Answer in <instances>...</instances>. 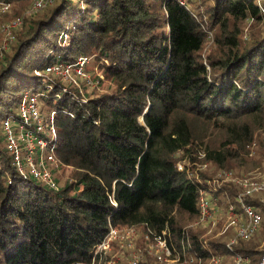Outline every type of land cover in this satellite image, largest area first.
I'll return each mask as SVG.
<instances>
[{
  "label": "trees",
  "instance_id": "trees-1",
  "mask_svg": "<svg viewBox=\"0 0 264 264\" xmlns=\"http://www.w3.org/2000/svg\"><path fill=\"white\" fill-rule=\"evenodd\" d=\"M0 1V25L21 19L0 48V264H107L97 245L110 227L161 236L189 264H259L260 240H205L184 223L199 217L201 192L237 205L240 185L207 181L264 154V0ZM79 58L105 90L35 73ZM27 91L55 114L68 170L61 184L53 170L55 187L18 173L6 147L3 121Z\"/></svg>",
  "mask_w": 264,
  "mask_h": 264
},
{
  "label": "built area",
  "instance_id": "built-area-1",
  "mask_svg": "<svg viewBox=\"0 0 264 264\" xmlns=\"http://www.w3.org/2000/svg\"><path fill=\"white\" fill-rule=\"evenodd\" d=\"M51 0H34L31 9L37 10L45 5L46 2ZM183 1V0H182ZM3 7L0 11H5L8 4L0 1ZM21 19L17 18L8 24V28L14 27L15 24L20 25ZM6 29V30H5ZM7 36L12 39V32L7 30L6 25L4 29ZM4 48L7 47V41L4 43ZM87 63L86 58H79L73 63H60L54 62L45 65L42 70H36L35 73L51 74L58 77H66L69 73L68 70L76 68V72H83L86 78L91 81V75L87 74L84 66ZM73 67V68H72ZM68 68V70H67ZM68 73V74H67ZM55 114L54 111L43 113L40 109V102L36 93L25 92L20 100L18 106L17 117H8L3 121L4 133L6 136V147L12 155L13 164L15 165L18 173L23 176L30 175L44 184L55 187V179L53 170L59 166L54 150L53 141L56 137L55 128ZM47 163L49 166H47ZM181 167V166H180ZM226 174V172L219 173V175ZM244 190L242 194L237 196V205L231 204L230 210L232 213L240 211L246 217V221L240 224L238 229V237L248 239L253 235L261 221V214L255 210L254 206L244 200V196H248L258 188L264 189V180L261 183L256 181L243 182ZM205 195V194H204ZM210 197V198H209ZM212 197L207 195L203 196L201 192L199 200V219H203L207 213L209 216V209H211ZM129 229V228H126ZM118 231L117 228L110 227L105 237L97 245V250H104L108 247L109 240ZM154 243L163 244V248L169 249L163 237L157 236ZM96 250V251H97ZM214 260V255L210 257ZM129 264H140L137 258L130 261ZM264 264V257H263Z\"/></svg>",
  "mask_w": 264,
  "mask_h": 264
},
{
  "label": "rangeland",
  "instance_id": "rangeland-1",
  "mask_svg": "<svg viewBox=\"0 0 264 264\" xmlns=\"http://www.w3.org/2000/svg\"><path fill=\"white\" fill-rule=\"evenodd\" d=\"M50 3V2H49ZM3 7V4L0 2V10ZM33 10V9H32ZM41 11V10H40ZM39 12V11H38ZM15 19L2 22L0 25L1 35H0V48H4L5 41H8L10 38L5 34L6 32L4 29V26L6 25L7 30L13 32V30L18 26V24H15L8 28V24L11 23ZM248 23V22H247ZM246 24V23H245ZM243 23V25H245ZM260 26L255 27L254 29L258 28ZM264 28V26L262 27ZM213 46V38L211 34L208 36V40L205 43V51H208ZM1 56V54H0ZM87 68H89V71L85 72L87 74H97L98 71L95 68V65L93 63H88ZM73 68V67H72ZM68 70V68H67ZM76 68L68 70V75L66 77H59L64 82H68L76 86L81 92L83 91L82 85H87L89 88H95V92L103 91L107 88L109 85V81H103L102 85H97V82H91L89 78H86L85 75H83V72L75 71ZM97 71V72H94ZM92 79V78H91ZM250 158L246 159L243 163L240 162V164L236 163V166L234 167V170H224L221 169L216 172V175L207 181V184L217 187V185H220L222 182L229 180L233 183H236L240 185L244 190L243 182L245 181H256L257 183H261L264 180V154H258L254 153L253 155L249 156ZM47 166L49 164L47 163ZM60 167L56 170V175L58 182L61 184L63 183L64 179L68 175V170L63 168L60 170ZM210 171H208L209 173ZM226 172V174L219 175V173ZM214 173V171H212ZM55 175V174H54ZM57 185V183H56ZM205 194V195H204ZM211 192L205 191L203 193V196L207 197V195H210ZM250 196L253 197V199L261 202L264 205V189L258 188L251 192ZM210 198V197H209ZM212 199V198H211ZM215 199H212L211 203V209H209V216L207 217V213L203 219H195L194 221H187L184 223L185 225H189L194 228L203 229V231L208 235L205 236L203 234V238L206 240L207 237L216 238L222 241H226L228 244L235 241L236 238H238V229L240 227L241 223H244L247 219L243 215L242 212L238 211L232 213V210H230L231 204H227L225 207H221L220 204H216L214 202ZM235 206V204H233ZM261 217H263V223L262 225L256 229V231L253 233L254 236H251L250 238H255L256 240H260V243H264V208L259 211L257 210ZM184 220V219H183ZM210 234V236H209ZM139 230L133 229V228H118V231L111 237L109 240L108 247L104 249L103 251L111 253V257L108 259L107 264H129L130 261H132L134 258H137L140 264H142V261L147 260V264H171V263H177V264H189L190 260L188 257L181 255L179 252L173 253L170 249H164L163 244H156L155 241L151 242H143L139 238ZM258 237V239L256 238ZM204 240V241H205ZM144 252L149 254V257H145ZM152 259H151V258ZM263 257H264V250L261 262L259 264H263ZM150 258V259H149ZM227 259V263H228ZM225 263V257L222 255H214V260L209 259L206 264H224Z\"/></svg>",
  "mask_w": 264,
  "mask_h": 264
}]
</instances>
